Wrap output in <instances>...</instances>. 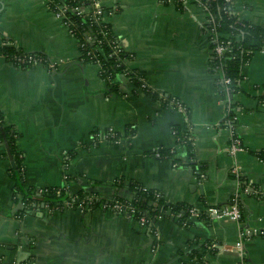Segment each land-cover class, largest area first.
Listing matches in <instances>:
<instances>
[{
	"label": "crops",
	"instance_id": "1",
	"mask_svg": "<svg viewBox=\"0 0 264 264\" xmlns=\"http://www.w3.org/2000/svg\"><path fill=\"white\" fill-rule=\"evenodd\" d=\"M98 1L133 54L130 66L161 90L158 95L126 76L119 90L108 91L100 63H78L80 38L49 0H0V46L8 38L23 50L64 59L57 68L22 66L0 54V109L17 130L27 185H68L73 193L95 190L109 199L131 198L129 184L138 181L170 203L203 207L230 201L239 186L230 171L239 168L255 189L243 195L240 220L211 217L186 226L165 217L157 233L101 206L53 209L40 201L18 209L23 200L15 191L14 162L0 141V264H189L194 248L205 252L202 264H264V160L256 154L264 149V104L255 97V86L264 85V49L244 66L235 122L226 123L220 74L208 66L207 12L198 0L186 8L174 0ZM233 8L264 27V0H233ZM174 100L186 106L189 121ZM109 129L120 142L111 141ZM178 130L191 134L196 167L186 163L188 145ZM235 133L245 145L236 151ZM159 148L172 155L159 157Z\"/></svg>",
	"mask_w": 264,
	"mask_h": 264
},
{
	"label": "trees",
	"instance_id": "2",
	"mask_svg": "<svg viewBox=\"0 0 264 264\" xmlns=\"http://www.w3.org/2000/svg\"><path fill=\"white\" fill-rule=\"evenodd\" d=\"M180 8H186L189 0H174ZM50 6L53 10H60L69 19L72 26L73 33L80 38L81 58L78 63L84 67L87 62L100 61L102 65L101 75L107 82L109 90H119L121 80L120 76H126L130 81L139 84L141 83L140 76H143V72L139 69L130 66L128 59L131 58L130 53L126 50L125 46L120 45V38L115 35L112 30L111 24L104 20V15L95 13L96 10L106 9L98 0H49ZM200 3L205 6L207 15L213 19L210 23L205 22L202 24L205 30L210 31L212 34L209 35V46H208V66L211 70L216 71L220 74V91L225 102L226 113L223 118V122H235V115L237 111V103L234 102V94L238 91L243 90L244 66L253 56L257 50L264 49V27L258 23L247 21L242 19L238 14H235L233 10H230L232 5L226 0H200ZM75 5H83V13H77L72 8ZM100 17V18H99ZM99 18V19H98ZM103 19V20H102ZM215 30H214V29ZM214 30V31H213ZM89 35H93V39H89ZM231 39V49H227L223 53L216 51V46L222 39ZM114 41H119L118 47L114 48ZM0 54H5L7 59L13 58V56L23 55H44L39 51H27L18 47L15 43L5 39L3 45L0 46ZM133 57V56H132ZM132 59V58H131ZM26 66L24 64H20ZM229 80V81H227ZM258 89V93L255 97L261 104H264V85L255 86ZM147 92L158 95L160 89L147 86L144 88ZM169 97L166 96V99ZM17 130L14 126L5 123L4 114L0 109V141L9 142V151L7 155L13 160L14 166L11 169L12 177L14 179L15 191L21 194V199L25 202V208L38 204L43 201L45 197H52L53 200L47 201L51 207L63 206L66 202L78 203L82 198L96 192L98 198H95L93 208H96L108 198L103 197L99 192L95 190H79L73 193L69 190L66 185L52 186L48 191L38 192L31 186H28L24 178V161L23 157L16 149L15 136ZM181 139L185 140L188 145V160L187 164L196 167L197 161L195 158L194 144L190 132L182 133L181 130L177 132ZM239 137L236 133L233 138ZM233 141V140H232ZM231 141V143H232ZM242 146H245L241 140ZM259 158L264 160V149L256 153ZM157 155L163 157L166 155H172L169 149L159 148L157 149ZM231 175L237 177L239 186L237 191L233 194L230 201L227 203L216 204L218 207H224L227 204L237 203L242 209L244 204V190L248 187H255L245 175H242L235 171H230ZM201 172L199 171V176ZM70 178V176H69ZM95 184V181L93 182ZM119 188L122 183H115ZM144 184L138 181H131L129 188L133 191L132 203L139 209H143L150 216H154L159 212L163 200H154V194L152 190H145ZM22 186L28 190L31 196H28ZM65 197V199H62ZM120 199H127L120 195H114ZM16 199H18L16 197ZM153 201V202H152ZM166 207H171L173 211L182 212V220H188V225L195 222L190 217L189 209L192 203L189 202H177L176 204L171 203L165 204ZM208 204L203 206V213L199 220L209 221L211 218L208 214ZM22 210V214L25 211ZM90 209V208H88ZM155 225H153L154 227ZM151 226V228H153ZM149 228V227H148ZM192 255L195 258V262L189 264H202L205 260V252H199L194 248ZM184 264L187 261L184 260Z\"/></svg>",
	"mask_w": 264,
	"mask_h": 264
},
{
	"label": "built area",
	"instance_id": "3",
	"mask_svg": "<svg viewBox=\"0 0 264 264\" xmlns=\"http://www.w3.org/2000/svg\"><path fill=\"white\" fill-rule=\"evenodd\" d=\"M200 3V0H198ZM228 2H230V4L232 5L233 0H226ZM201 4V3H200ZM202 5V4H201ZM204 8L205 6L202 5ZM83 5H75L72 9L75 10L77 13L82 14L83 13ZM230 10H233L235 14L236 11L234 10L233 6L231 8L230 6ZM59 16H61L64 20V22L69 26V28L71 29V31L73 32L72 26L69 22V19L66 17V15L61 12L60 10L56 9L54 10ZM95 13L97 14H102L104 15V20L103 21H108L107 20V16L109 15V9H104V10H96ZM100 18V17H99ZM98 18V19H99ZM211 21H213L212 18H210L207 15V19L205 22L210 23ZM214 29V28H213ZM215 30V29H214ZM213 30V31H214ZM208 31V30H207ZM209 35L212 34L210 31H208ZM94 36L93 35H89V39H93ZM121 41H120V45H121ZM231 44H232V40L231 39H222L218 45L216 46V51L218 53H223L224 51H226L227 49H231ZM119 45V41H117V43H115L114 41V48L118 47ZM130 53V52H129ZM130 56L132 58L133 54L130 53ZM130 58V60H131ZM128 59V62H130L129 58H125ZM11 62H13L14 64H24L26 66H31V65H35L37 63H44V62H48L50 67L52 68H57L59 64H62V62L64 61V59H52V58H48L45 55H37V54H31V55H23V56H13V58L10 59ZM98 63L101 62L100 61H96ZM101 70H102V65H101ZM141 79V87L145 88L147 87V83L144 79L143 76H140ZM229 81V80H227ZM162 97H163V93H162ZM174 105H176L180 110L184 111L187 117V121H189V117H188V111L186 106H184L181 102L179 101H173L172 102ZM109 131L112 134V138L111 141L112 142H120L121 141V136H119L113 129H109ZM109 134H107L108 136ZM110 136V135H109ZM108 136V137H109ZM231 149L236 151L237 149L243 147L241 144V139L239 137H235L233 138V141L231 143ZM237 172L240 173L239 168H237ZM68 187V185H66ZM145 190H152L153 194H154V202L158 201L160 199L163 200L162 205L160 207V210L158 213H156L154 216H150L146 213V211H144L143 209H139L138 207H136L133 203H132V197L131 198H127V199H120L118 197H112L109 198L107 201H104L102 203V205H100L101 207L105 208V209H109L114 213H118V214H124L127 217H129L130 219H133L135 221H137L141 227L143 229H147L149 230V232L152 233H157L158 227H157V222L165 217H173L175 218L177 221H179L181 224L183 225H188V220L181 218L182 216V212L180 211H173L171 209V207H166L165 204H169L171 205L170 202H168L167 200H165V196L164 194L158 190V189H152L147 187L146 185H143ZM50 187H40L38 188V192H44V191H48ZM244 193H250V188H245ZM95 198H98V195L96 194V192H93V194H90L88 196H85L84 198H82L78 203H71V202H66L65 204L69 205V206H73L76 205L78 207H80L82 210H86L88 208H92L94 203H95ZM152 201V202H153ZM177 202L173 203L176 204ZM61 206H55L52 207L53 209L55 208H60ZM189 213H190V217L194 220L201 218L202 213H203V207L197 206L195 204H192V206L189 209ZM208 214L210 215V217H217V218H222V217H230L233 219H237L240 220L243 218V213H242V209L238 206V204L232 203V204H227L224 207H218L216 204L215 205H209L208 206ZM153 225H155L153 227ZM151 226L153 228H151ZM149 227V228H148ZM158 244H153L152 248L154 250H156ZM212 247H222L219 243H212L211 244ZM236 246L239 250V252L241 253V255L243 254V242L241 239H237L236 241ZM224 247V246H223ZM14 264H16L14 262ZM18 264V263H17Z\"/></svg>",
	"mask_w": 264,
	"mask_h": 264
},
{
	"label": "water",
	"instance_id": "4",
	"mask_svg": "<svg viewBox=\"0 0 264 264\" xmlns=\"http://www.w3.org/2000/svg\"><path fill=\"white\" fill-rule=\"evenodd\" d=\"M6 147H7L8 149L10 148V147H9V142H8V141H6ZM22 189L24 190V192H25L28 196H31V194L28 192L27 189H25L24 186H22ZM62 199H65V197H62ZM51 200H53L52 197H45L44 200L41 202V206H45L46 203H47V201H51ZM23 207H25V202H24V201H21L17 208L19 209V208H23Z\"/></svg>",
	"mask_w": 264,
	"mask_h": 264
}]
</instances>
